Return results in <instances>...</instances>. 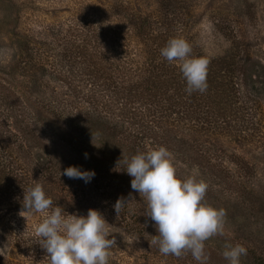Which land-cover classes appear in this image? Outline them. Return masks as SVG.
Masks as SVG:
<instances>
[{
	"label": "trees",
	"instance_id": "obj_1",
	"mask_svg": "<svg viewBox=\"0 0 264 264\" xmlns=\"http://www.w3.org/2000/svg\"><path fill=\"white\" fill-rule=\"evenodd\" d=\"M137 24L134 21L126 27H113L94 20L71 25L53 39L51 50L56 63L40 55L39 63L34 64L33 56L26 54L22 64L27 75L36 66L44 72L45 63L50 65L51 61L46 71L56 75L65 90L52 89L49 100L35 98L34 103L27 94L20 101L15 92L0 91V206L9 204L12 209L24 211L25 189L39 183L53 200L52 207H61L65 215L70 211L83 215L89 209L102 211L105 219L125 235H134L144 249L138 259L150 264L160 254L159 245L153 244L158 232L145 215L146 202L131 189L132 177L119 163L123 154L131 157L163 146L170 153L184 155L186 152L177 148L178 142L171 136L183 126L193 130L201 125L245 140L253 136L249 131L255 124L249 117L254 107L244 104L239 93L242 86L232 67L234 58L196 56L208 61V88L204 93L189 95L177 63L170 64L160 55L176 36L151 33L141 41L142 30L150 32L154 28ZM240 73L244 85H250L245 69ZM89 134L95 138L87 139ZM47 142L53 144L47 146ZM190 153L200 172L198 180L208 186L210 182L225 185L223 193H215V199L241 196L236 190L237 178L245 177L251 166L245 158L233 160L237 169L232 172L223 166L228 156L222 151L190 141ZM69 166L94 170L92 183L62 175ZM85 184L89 185L87 191L82 189ZM121 197L128 203L117 218L113 205ZM146 227L150 230L140 231ZM111 238L115 241L112 247L125 245V238ZM34 241L28 239L32 244L28 250L33 260L30 264H41L44 257L50 259L41 244ZM168 257L172 264L173 259L198 264L191 254ZM208 264H214L213 257L209 256Z\"/></svg>",
	"mask_w": 264,
	"mask_h": 264
},
{
	"label": "rangeland",
	"instance_id": "obj_2",
	"mask_svg": "<svg viewBox=\"0 0 264 264\" xmlns=\"http://www.w3.org/2000/svg\"><path fill=\"white\" fill-rule=\"evenodd\" d=\"M94 20L113 27H126L138 21V26L154 28L150 32L140 29L141 41L145 40V34L156 36L164 32L188 41L192 56L203 54L210 59H220L229 55L234 58L232 67L242 86L239 93L244 104L254 107L249 116L255 124L249 131L253 136L244 140L209 131L201 125L193 130L183 126L171 136L176 138L177 148L186 153L171 155L178 176L197 179L200 172L190 153V141L222 151L228 156L223 166L231 168L232 172L237 169L233 160L240 157L247 160L250 168L245 177L237 178L236 190L240 197L215 199V193H223L225 185L210 182L208 186L204 202L223 208L226 217L225 234L205 241V250L213 257L214 264H228L223 257L225 246L241 244L248 250L247 255L241 257V264H264V0H0V91L15 92L20 101L28 95L34 103L35 98L49 100L52 89L65 90L64 83L46 71L51 61L50 65L45 63L44 72L36 66L31 75H27L29 72L23 69L22 62L26 54H30L34 64L39 63L40 55L56 63L51 50L53 39L71 25ZM136 40L142 46L137 37ZM242 69L247 72L246 80L250 85H244L243 74L239 75ZM94 138L95 135L87 136L89 140ZM178 158L184 160V164ZM88 186L85 184L82 189L87 191ZM55 196L61 200L59 194ZM22 211L10 208L9 204L0 206V264L33 263L28 256L32 245L28 239L35 243V227L44 217L40 213ZM68 214L83 215L71 211ZM148 221L152 222L150 218ZM107 222L110 238H125V245L109 250V264H147L138 259L144 249L134 235H125L111 220ZM149 230L146 227L140 231ZM159 256L150 264H172L168 256L164 259ZM173 261V264H185L184 260ZM41 262L50 264V259L44 257Z\"/></svg>",
	"mask_w": 264,
	"mask_h": 264
},
{
	"label": "clouds",
	"instance_id": "obj_3",
	"mask_svg": "<svg viewBox=\"0 0 264 264\" xmlns=\"http://www.w3.org/2000/svg\"><path fill=\"white\" fill-rule=\"evenodd\" d=\"M191 53L190 43L180 37L171 38L160 51L168 63H177L189 95L204 93L208 88V61ZM121 162L123 170L132 177V191L146 202L145 215L157 229L158 239L153 243L159 245V252L177 258L190 252L198 264H208L205 241L225 234L226 217L223 208L204 202L208 184L195 176H178L172 155L163 146L131 157L123 154ZM62 175L90 183L96 173L69 166ZM127 203L123 197L117 199L113 205L117 218ZM22 204V212L40 213L44 217L35 227V239L46 250L50 264H109V250L115 241L109 238V223L100 210L89 209L86 215H65L61 207H52L53 200L39 183L25 189ZM247 251L244 245L229 244L223 257L228 264H241Z\"/></svg>",
	"mask_w": 264,
	"mask_h": 264
}]
</instances>
